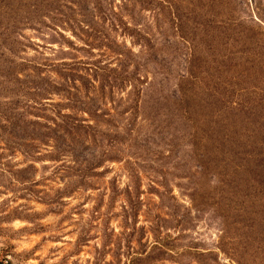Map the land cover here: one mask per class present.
Here are the masks:
<instances>
[{"label": "rangeland", "instance_id": "1", "mask_svg": "<svg viewBox=\"0 0 264 264\" xmlns=\"http://www.w3.org/2000/svg\"><path fill=\"white\" fill-rule=\"evenodd\" d=\"M183 2L0 0V264H264V118L225 120L230 41Z\"/></svg>", "mask_w": 264, "mask_h": 264}, {"label": "trees", "instance_id": "2", "mask_svg": "<svg viewBox=\"0 0 264 264\" xmlns=\"http://www.w3.org/2000/svg\"><path fill=\"white\" fill-rule=\"evenodd\" d=\"M137 1L141 5H147L150 2V0ZM163 1L165 3L167 2L174 10L177 8L175 12V21H177V23L182 21L178 16V6L183 5V1L187 4L186 0ZM246 1L248 0H194L195 4H197V8L203 9L210 7L216 9V13L210 16V18H207L205 15H200L201 17L198 15V17L203 20L204 23L212 22L216 24L217 37L219 39L220 37L226 38L230 41L231 49L228 55V65L224 64L221 52L217 50V48L215 61H217L218 75H222L225 72V75L228 76V79H219V85L231 84L232 87H234V96L238 97L237 101L232 102L223 112L228 113L229 116L225 120H228L234 125L247 119L252 120L257 117L259 119L264 118V76L259 78L260 81H263L261 86H259L260 88L253 87L250 82L253 75L264 73V28L259 27L257 24V34H249L247 31L248 29L245 28V22L237 13L238 10H241L242 3ZM6 16V14L3 16V20L6 19ZM14 19H16L15 21L19 23V25H23L19 18L14 17ZM25 23L26 22H24V25H27ZM7 39L10 40V36H7V31L0 28V41H6ZM10 42L13 43V40H10ZM218 47H221V45ZM226 66H229L228 70L224 71L223 69ZM220 77L221 76H219V78ZM15 80L18 81L17 78ZM241 83L249 84V86L240 88L239 85ZM24 88L26 90L24 94L27 95L29 93L28 87ZM242 93H244V95ZM219 127L220 125L218 128ZM224 140L225 137L222 133H219L218 136L215 137V143L217 144L216 148L220 152L224 150L222 149L225 146ZM224 154H226L228 160L231 159V153L226 152ZM260 154L264 156V152ZM226 164H228V162ZM219 249L226 255H229L224 248L222 238L220 239ZM259 252L261 254L264 253L262 250H259ZM234 262L235 264H240L237 260Z\"/></svg>", "mask_w": 264, "mask_h": 264}]
</instances>
